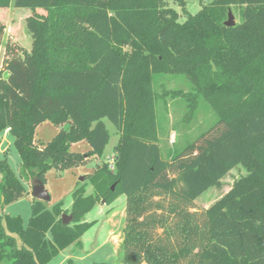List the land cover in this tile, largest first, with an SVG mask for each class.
I'll return each instance as SVG.
<instances>
[{"label":"trees","instance_id":"16d2710c","mask_svg":"<svg viewBox=\"0 0 264 264\" xmlns=\"http://www.w3.org/2000/svg\"><path fill=\"white\" fill-rule=\"evenodd\" d=\"M174 1L181 12L168 0H0V9L35 12L27 22L31 51L5 44L0 133L14 136L21 165L17 175L0 156V210L29 196L24 180L46 184L53 168L101 158L111 138L105 118L120 135L114 169L104 162L85 175L70 209L32 197L26 226L21 215L0 213V264H48L71 245L81 248L94 224L86 214L121 195L124 264H264V0H212L194 14L186 0ZM230 10L238 16L233 26L225 24ZM5 30L0 20V47ZM167 74L189 80L186 93L170 91L187 98L189 117L204 99L215 118L163 147L157 100L168 91L155 87ZM46 120L60 129L39 145L36 128ZM83 140L89 151L71 149ZM239 165L247 173L227 192L191 210Z\"/></svg>","mask_w":264,"mask_h":264},{"label":"rangeland","instance_id":"374dc122","mask_svg":"<svg viewBox=\"0 0 264 264\" xmlns=\"http://www.w3.org/2000/svg\"><path fill=\"white\" fill-rule=\"evenodd\" d=\"M186 1V9L188 12L194 14L201 9L202 5L207 4L212 0ZM168 2L179 12L182 11L178 2H175L174 0H168ZM39 12L43 13V11ZM34 13L35 12L31 8L15 7L14 5H11L9 8L0 9V20L6 26L4 41L0 47V77L7 75V72L3 67L5 44L7 41L17 42L28 51H31L33 37L27 26V22L28 18L33 16ZM184 18V15H182V18L180 19L184 20ZM237 18L238 16L236 14V21ZM158 78L159 79L155 87L157 93L163 94L165 91H168L166 95L160 99L158 98L157 100L159 118L164 127V132L160 131L161 146H172L176 142L182 143L185 139L197 135L201 130L205 129L211 121H213L215 118L214 113L204 99H199L198 105L196 106L197 111L195 116L189 117L190 113L187 107V98H185L182 94L176 96L171 95L170 91H181L182 93H186L189 90L190 82L186 77L183 75L167 74ZM105 122L111 132V138L101 158L93 156L90 157L88 162L85 164L74 166L60 172H58L55 168L47 172L48 180L45 186L52 196L51 200L48 201L49 206L53 205L60 199H68L70 195L72 196V192L77 183L84 182V180L79 179L80 176L85 174V171L89 170L94 172V170L104 162H107L110 165V168L114 169L113 147L118 142L120 135L111 121L105 118ZM58 129H60V127ZM57 132V126H55L51 121L44 122L37 127L35 132V141L37 143L39 142V145L46 144ZM0 147V156L7 155L11 167L14 169L16 174L19 175L21 158L14 145V136L9 130H5L0 133ZM246 173L247 170L242 165L231 169V171L222 178L221 187L212 186L203 192L196 198L195 204L191 207V210L201 212L204 208H207L216 199L227 192L236 179ZM35 181L36 179L24 180V183L30 192L29 196H25L17 201L7 204L4 210H2L4 214L21 215L25 226L32 214L31 191ZM97 205L102 206L101 212H103V214L102 216H97L95 218L96 220L93 224L94 226L86 234L88 236L87 241L92 239V242L88 243V246L85 249L86 251L71 245L64 250H61V252L48 264H65L68 259L66 258L67 254H70L77 264H93L95 261L124 264L121 241L122 231L125 226V205L124 203L120 204L119 201L110 206L105 203ZM98 206L95 207L93 212L98 209ZM2 211L0 210V213ZM93 214L94 213H92L91 216ZM2 224L6 228L5 230L7 233L13 235L17 239L18 244L21 245L22 242L20 237L16 233H12L8 230L4 219L2 220ZM117 243L118 246L116 245ZM72 248L75 249V252H70ZM64 257L65 259H63Z\"/></svg>","mask_w":264,"mask_h":264},{"label":"crops","instance_id":"0c3cea01","mask_svg":"<svg viewBox=\"0 0 264 264\" xmlns=\"http://www.w3.org/2000/svg\"><path fill=\"white\" fill-rule=\"evenodd\" d=\"M47 121H49V120H46V121H44V122H47ZM43 122V123H44ZM42 124V123H41ZM41 124H39V125H41ZM38 125V126H39ZM37 126V127H38ZM59 127H57V130L59 131V129H58ZM8 130V129H7ZM6 130V131H7ZM36 130H37V128H36ZM39 143V142H38ZM42 145V144H41ZM0 149H1V147H0ZM71 149H73V150H77V151H82V152H85V151H89L90 149H91V147H90V145L88 144V142H86V141H79V142H76V143H73L72 144V146H71ZM91 157H93V156H91ZM91 173H93V171H85V174L84 175H87V174H91ZM47 178H48V175H47ZM48 180V179H47ZM88 184H87V186H86V193L87 194H89V193H92L93 192V187H92V185L89 183V182H87ZM77 186V185H76ZM76 186L74 187V189L76 188ZM88 189H90V190H88ZM72 192V191H71ZM51 194V193H50ZM71 194V193H70ZM52 197V196H51ZM125 196L124 195H121V196H119L113 203H111V204H109V206L110 205H114L117 201H119V203L120 204H122V203H124V205H125ZM60 200H63L64 201V207L66 208V209H70L71 208V206H72V201H73V199H72V196L70 195L69 196V198L68 199H60ZM59 201V200H58ZM57 202V201H56ZM96 206H98V205H96ZM95 206V207H96ZM95 207L91 210V211H89L87 214H86V216H85V218H86V220L87 221H90V222H95V218L97 217V216H102V214H103V212H101V209H102V206L101 205H99L98 206V209L97 210H95V212H93L94 211V209H95ZM121 207V206H120ZM92 213H94L92 216H91V214ZM94 225H92L85 233H84V235L82 236V247H81V249L83 250V251H86L85 249L87 248V246H88V243L90 242H92V239H90V241H87L88 240V236L86 235L87 234V232L93 227ZM111 239V238H110ZM102 243V242H101ZM117 246H118V243L116 244ZM80 249V248H79ZM61 252V251H60ZM70 252H75V249L74 248H72L71 249V251ZM67 257L66 258H72V256L70 255V254H67L66 255ZM63 259H65V257L63 258ZM67 259V260H68ZM73 260H74V258H72ZM75 261V260H74ZM75 263H76V261H75ZM60 264V263H59ZM77 264V263H76Z\"/></svg>","mask_w":264,"mask_h":264},{"label":"water","instance_id":"95a60500","mask_svg":"<svg viewBox=\"0 0 264 264\" xmlns=\"http://www.w3.org/2000/svg\"><path fill=\"white\" fill-rule=\"evenodd\" d=\"M225 24L228 26H233L236 24L235 15L233 14V12L231 10L229 11L228 19L226 20ZM84 178H85V175H82V176H80L79 180H84ZM112 188H114V185L112 186ZM31 196L34 198L43 200V201H50L51 200V194H50L49 190L46 188L45 184L40 179H36V181L32 187ZM71 219H72L71 214H64L63 215V222L64 223L70 222Z\"/></svg>","mask_w":264,"mask_h":264}]
</instances>
